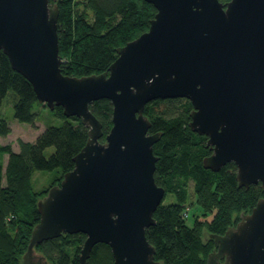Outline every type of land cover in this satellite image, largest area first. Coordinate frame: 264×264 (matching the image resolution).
Masks as SVG:
<instances>
[{"label":"water","instance_id":"water-1","mask_svg":"<svg viewBox=\"0 0 264 264\" xmlns=\"http://www.w3.org/2000/svg\"><path fill=\"white\" fill-rule=\"evenodd\" d=\"M58 0H0V52L33 86L40 104L78 118L89 139L64 175L38 202L40 222L22 264H47L36 248L62 235L83 234L80 264L94 247L111 248L115 264H161L146 231L166 197L155 180L146 106L192 103L190 128L208 138L205 169L237 167V182L264 187V0H145L157 10L149 30L117 50L103 74L62 73ZM54 3V5H51ZM113 104V126L90 105ZM207 264H264V198L236 226L213 235Z\"/></svg>","mask_w":264,"mask_h":264},{"label":"trees","instance_id":"trees-1","mask_svg":"<svg viewBox=\"0 0 264 264\" xmlns=\"http://www.w3.org/2000/svg\"><path fill=\"white\" fill-rule=\"evenodd\" d=\"M219 1L227 4L231 0ZM56 4L61 69L70 77L107 72L118 58L117 50L146 33L157 14L145 0H58ZM80 4H85L81 13L77 11ZM10 94L14 96L15 119L37 128L35 108L40 103L33 86L13 70L9 58L0 52V117L3 102ZM113 109L112 102L105 99L90 105L103 126L102 142L113 126ZM192 110L187 99L153 101L144 110L151 122L149 134H162L154 145L158 157L156 183L165 189V199L175 198L167 205L162 203L154 214L156 224L146 231L156 250L155 259L161 264H207L208 256L216 249L213 235H223L236 226L241 215L251 213L264 198L262 183L248 190L239 187L234 163L219 172L205 169L203 161L212 152L207 146L208 138L190 128ZM51 112L64 121L62 126L48 127L32 143L20 139L19 153L10 145L0 147V157L8 155L6 166L0 162V264H22L32 231L40 222L38 202L74 169V158L89 139V129L80 119L65 117L61 107ZM11 133L8 121L1 119L0 137ZM49 149L54 153L47 157ZM38 171L56 172L55 183L42 192L33 184V175ZM191 184L205 222L197 215L195 220L189 219L186 211ZM210 216L213 217L208 220ZM204 232L208 234L206 241ZM85 241L83 234L62 235L42 243L36 251L47 264H80ZM88 264H115L111 248L96 245Z\"/></svg>","mask_w":264,"mask_h":264},{"label":"rangeland","instance_id":"rangeland-1","mask_svg":"<svg viewBox=\"0 0 264 264\" xmlns=\"http://www.w3.org/2000/svg\"><path fill=\"white\" fill-rule=\"evenodd\" d=\"M79 13L83 12L85 10V4L79 5L77 8ZM89 17L92 16L90 12ZM13 94H10L7 99L3 102L2 107V114L0 117L1 119H6L10 126L14 128L13 133L4 138L0 137V147L2 146H8L10 145L12 149H18V141L20 138L23 139L25 142H35L37 137L48 127L51 126H62L64 124V121L56 117L49 108H47L46 105H39L35 108V112L38 114V122H37V128H33L32 126L28 124H21L19 123L15 117H14V105H13ZM14 151V150H13ZM54 153V149H49L46 152V156L49 157ZM0 162H2L5 166L8 162V155H4L0 157ZM56 175V172H35L33 175V184L37 191H45L48 189L49 186L54 184V177ZM189 201H188V207L186 209L187 213L189 214V219H194L195 216L200 218V221L205 222V218L201 216L202 210H200V207L196 205V197L193 194V184L189 187ZM46 196V195H45ZM44 196V197H45ZM43 197V198H44ZM42 198V199H43ZM175 201V198L172 196H169L168 198L164 199V204L167 205L169 203H172ZM248 214V213H243ZM213 216L208 217V220H211ZM189 225H192V220L189 221ZM205 235H203V240L206 241L208 238V234L204 232ZM37 256H41L39 252L36 253Z\"/></svg>","mask_w":264,"mask_h":264},{"label":"crops","instance_id":"crops-1","mask_svg":"<svg viewBox=\"0 0 264 264\" xmlns=\"http://www.w3.org/2000/svg\"><path fill=\"white\" fill-rule=\"evenodd\" d=\"M11 127V129H12V133H13V130H14V128L12 127V126H10ZM11 133V134H12ZM10 136V135H9ZM21 140H23L22 138H20ZM14 150V152L15 153H19L20 152V148H18V149H13Z\"/></svg>","mask_w":264,"mask_h":264},{"label":"flooded vegetation","instance_id":"flooded-vegetation-1","mask_svg":"<svg viewBox=\"0 0 264 264\" xmlns=\"http://www.w3.org/2000/svg\"><path fill=\"white\" fill-rule=\"evenodd\" d=\"M207 143H208V141H207Z\"/></svg>","mask_w":264,"mask_h":264}]
</instances>
